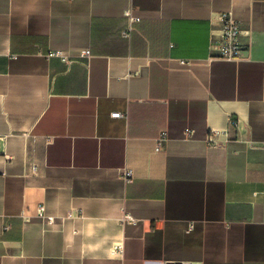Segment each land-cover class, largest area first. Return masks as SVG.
Returning a JSON list of instances; mask_svg holds the SVG:
<instances>
[{"label":"crops","instance_id":"0c3cea01","mask_svg":"<svg viewBox=\"0 0 264 264\" xmlns=\"http://www.w3.org/2000/svg\"><path fill=\"white\" fill-rule=\"evenodd\" d=\"M164 263L264 264V0H0V264Z\"/></svg>","mask_w":264,"mask_h":264},{"label":"built area","instance_id":"2783aa9c","mask_svg":"<svg viewBox=\"0 0 264 264\" xmlns=\"http://www.w3.org/2000/svg\"><path fill=\"white\" fill-rule=\"evenodd\" d=\"M125 17L127 18V27L123 31V35L127 38L131 36V33L135 30V25L141 21V18L138 16L133 15L132 11H127L125 13ZM222 26H221V38L218 41H215L211 45V50L215 53V58L220 59L223 61H229V62H236L239 61L241 58V55L244 51L243 46L240 44L239 39L242 35H245L247 32L244 31L241 27V25L233 20L229 15H222ZM61 56L60 54H58ZM90 51H84L81 54L82 58H89ZM65 59V57H63ZM113 117L118 118L121 117L120 113L113 114ZM231 126L237 127V122L232 121ZM193 130L187 129L186 135L187 137H192ZM219 135L228 136V130L226 131H214L212 130L209 134L208 141L212 145H216V137ZM166 141L165 137H161L157 141L156 145V151L160 152L163 149V143ZM124 176L126 177L127 181H132L134 173L131 169H128L124 172ZM39 216L46 218L49 223H53L54 217L48 216L46 213V207L44 205H41L39 209ZM124 223H130V224H137V220L130 214L125 213L123 217ZM164 264H182V263H164Z\"/></svg>","mask_w":264,"mask_h":264}]
</instances>
